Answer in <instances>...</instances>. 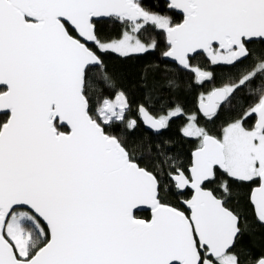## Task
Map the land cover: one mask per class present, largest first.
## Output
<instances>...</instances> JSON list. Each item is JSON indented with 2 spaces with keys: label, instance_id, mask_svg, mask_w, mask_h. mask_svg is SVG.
<instances>
[{
  "label": "snow or ice",
  "instance_id": "6c2138e0",
  "mask_svg": "<svg viewBox=\"0 0 264 264\" xmlns=\"http://www.w3.org/2000/svg\"><path fill=\"white\" fill-rule=\"evenodd\" d=\"M167 7L182 20L141 0H0V264H241L236 246L247 226L227 206L229 183L221 181V195L206 184L219 171L256 184L250 199L264 223V54L247 46L264 42V0H170ZM100 19L119 23L120 36L101 38ZM146 26L163 34L162 57L192 71L196 84L213 79L191 63L199 52L213 66L252 57L238 77L198 97L210 120L243 90L252 99L242 115L219 135L198 126L195 113L186 116L182 133L198 140L187 175L156 145L163 163L172 160L177 195L192 190L180 201L186 210L162 196L171 188L155 174L160 162L155 171L141 166V156L106 131L118 122L137 126L126 119L124 92L91 106L90 89L114 86L103 54L157 48L155 37L139 38ZM138 113L155 131L185 115L180 105L158 118L143 105ZM141 206L150 219L135 215ZM251 264H264V254Z\"/></svg>",
  "mask_w": 264,
  "mask_h": 264
},
{
  "label": "trees",
  "instance_id": "16d2710c",
  "mask_svg": "<svg viewBox=\"0 0 264 264\" xmlns=\"http://www.w3.org/2000/svg\"><path fill=\"white\" fill-rule=\"evenodd\" d=\"M141 2L146 9L167 14L175 22L182 20L180 14L167 10L164 0H141ZM96 27L98 35L104 39L118 38L122 31V26L111 19L98 21ZM138 35L144 43L150 42L155 37L157 48L143 54H131L128 57H121L111 52L103 54L102 59L114 86L109 88L103 82H99L96 88L90 89L91 106L96 107L98 98L114 99L117 92L123 91L129 105L126 119L136 118V110L140 105H143L157 118L166 114L170 108H174L176 105L182 107L185 115L171 118L168 126L162 129L159 134L145 130L138 119H136L137 126L132 131L127 130L125 123L119 122L106 128V131L121 137L130 150L141 156L139 161L141 166L155 171V165L160 162L161 170L155 171V174L158 175L162 184H168L171 188L170 191H162L161 194L166 202L183 209L180 201L188 199L190 192L186 190L182 195H177L168 173L173 171V168L170 167L172 160L176 161V167H181L187 173L191 163V152L198 144V140L186 137L182 133V128L188 122L186 116L195 113L198 126L206 128L211 134L219 135L225 123L242 115L243 109L252 99L244 94L243 90L232 98L230 106L222 105L217 115L210 120L198 114V97L200 93L206 94L214 86L219 87L223 83L229 82L230 77H238L240 70L251 63L252 57L250 56L234 66L224 64L213 66L207 56L196 54L191 63L213 73L211 81L196 84L192 71L181 70L175 64L163 60L161 54L166 50V44L163 34L159 30L146 26V30H142ZM247 46L256 54H264V42L258 40ZM169 79L176 81L175 87L168 86ZM247 123L251 124L252 120H247ZM62 130L66 131V128ZM157 144L172 158L167 164L163 163V158L157 154ZM149 146H151V154L148 152ZM222 180H227L231 189V195L227 198V206L240 214V226L242 228L247 226V230L241 234L237 241L236 250L240 252L241 264H251L252 260L264 254V223L255 219L249 202L250 191L256 184L238 182L219 171L216 179L212 183L206 184V187L216 189V194L221 195L219 185ZM135 215L142 219L149 218L148 212H139Z\"/></svg>",
  "mask_w": 264,
  "mask_h": 264
},
{
  "label": "water",
  "instance_id": "95a60500",
  "mask_svg": "<svg viewBox=\"0 0 264 264\" xmlns=\"http://www.w3.org/2000/svg\"><path fill=\"white\" fill-rule=\"evenodd\" d=\"M165 2H166V4L168 5V3L170 2V0H164ZM167 8V10L168 11H174V12H176V13H178V14H180L181 16H182V13H180L179 12V10H174V9H169L168 7H166ZM100 20H105V19H100ZM99 20V21H100ZM255 41H258V40H253L252 42H255ZM165 44H166V40H165ZM167 46V45H166ZM198 54H203L204 56H207L205 53H203V52H199ZM163 58V60H165V61H168V62H171V63H173V64H175L179 69H181V70H184L185 71V69H183L182 67H180L176 62H174L173 60H171L170 58H164V57H162ZM149 112V111H148ZM197 112H198V114L199 115H201V116H204L201 112H200V110H199V108H198V105H197ZM137 113H138V108H137ZM149 114L150 115H152L150 112H149ZM154 116V115H153ZM138 117H139V121L141 122V124H142V126L144 127V129L145 130H147V131H149V132H151V133H153V134H159L161 131H162V129L161 130H159V131H155V130H153V129H151L149 126H147L144 122H143V119H142V117L140 116V114L138 113ZM155 117V116H154ZM66 131H67V128H66ZM195 150V149H194ZM193 150V151H194ZM192 151V152H193ZM191 152V153H192ZM222 172V171H221ZM188 174V172L186 173V175ZM170 179V178H169ZM172 182V181H171ZM173 183V182H172ZM257 186V185H256ZM255 186V187H256ZM255 187H253V188H255ZM252 188V189H253ZM252 189H251V191H250V194H249V202H250V205H251V207H252V210H253V213H254V216H255V218H256V220H257V217H256V214H255V210H254V205H253V203L251 202V199H250V196H251V192H252ZM186 190H189L190 191V197H191V195H192V190L190 189V188H188V189H185V190H183V192H185ZM189 197V198H190ZM181 206L183 207V209L184 210H186V208H185V206L183 205V204H181ZM139 212H148L149 213V218L148 219H150L151 218V210L147 207V206H141L138 210H135V214L136 213H139ZM139 218V217H138ZM142 219V218H141Z\"/></svg>",
  "mask_w": 264,
  "mask_h": 264
},
{
  "label": "flooded vegetation",
  "instance_id": "af4514ba",
  "mask_svg": "<svg viewBox=\"0 0 264 264\" xmlns=\"http://www.w3.org/2000/svg\"><path fill=\"white\" fill-rule=\"evenodd\" d=\"M136 118H132V119H138L139 120V117H138V113H137V110H136ZM190 192V191H189ZM191 194V193H190ZM190 197V196H189ZM254 214V213H253ZM255 217V216H254ZM256 219V218H255Z\"/></svg>",
  "mask_w": 264,
  "mask_h": 264
},
{
  "label": "rangeland",
  "instance_id": "374dc122",
  "mask_svg": "<svg viewBox=\"0 0 264 264\" xmlns=\"http://www.w3.org/2000/svg\"><path fill=\"white\" fill-rule=\"evenodd\" d=\"M187 123H188V122H187ZM186 125H187V124H186ZM186 125H185V126H186ZM185 126H184V127H185Z\"/></svg>",
  "mask_w": 264,
  "mask_h": 264
}]
</instances>
